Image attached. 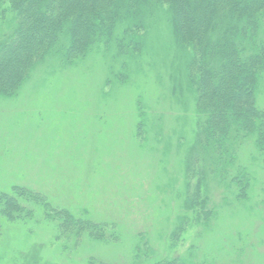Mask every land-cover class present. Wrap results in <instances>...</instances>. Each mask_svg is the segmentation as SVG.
<instances>
[{"label":"rangeland","instance_id":"rangeland-1","mask_svg":"<svg viewBox=\"0 0 264 264\" xmlns=\"http://www.w3.org/2000/svg\"><path fill=\"white\" fill-rule=\"evenodd\" d=\"M166 10L151 9L138 32L140 57L115 47L73 65L49 56L15 98L0 99V193L25 187L107 225L106 239L76 242L42 207L26 222L0 219V264H264V151L249 139L231 161L197 147L189 55ZM257 104L264 110V82ZM240 171L249 178L242 199ZM200 180L208 220L186 210Z\"/></svg>","mask_w":264,"mask_h":264},{"label":"trees","instance_id":"trees-1","mask_svg":"<svg viewBox=\"0 0 264 264\" xmlns=\"http://www.w3.org/2000/svg\"><path fill=\"white\" fill-rule=\"evenodd\" d=\"M164 7L174 42L189 55L197 147L212 146L231 161V150L249 139L264 151V110L257 104L264 82V0H0V99L15 98L49 56L73 65L95 51L110 53L115 47L125 60L140 57L145 40L138 32L145 29L151 9ZM115 79L128 81L127 76ZM188 163V173L196 177V164ZM238 173L233 180L242 199L249 178ZM201 186L200 180L186 210L200 209L208 220L213 212L206 210ZM36 207H42L45 220L56 223L63 237L76 242L83 235L106 239L107 225L54 209L41 193L19 186L0 193V219L26 222L34 218ZM160 264L188 263L176 258Z\"/></svg>","mask_w":264,"mask_h":264}]
</instances>
